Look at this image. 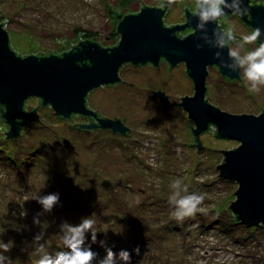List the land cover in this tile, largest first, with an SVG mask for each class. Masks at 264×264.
<instances>
[{"label": "rangeland", "instance_id": "rangeland-1", "mask_svg": "<svg viewBox=\"0 0 264 264\" xmlns=\"http://www.w3.org/2000/svg\"><path fill=\"white\" fill-rule=\"evenodd\" d=\"M132 1L139 7L142 1L160 5L164 0H0V23L22 55L48 49L61 53L91 34L107 47L120 40L113 33L119 16L135 8ZM176 11L181 15L182 9ZM238 16L230 13L221 21L228 33L246 37L254 30ZM260 44L237 36L231 48L242 59ZM169 66L167 61L157 66L128 63L120 70L121 82L90 93V107L108 118L120 117L130 128L127 134L83 130L51 106L40 107V120L10 141L5 139L6 122L0 121V128L5 126L0 132V242H14L4 253L5 264H38L34 237L40 233L39 243L53 256L67 251L60 225L77 224L86 216L95 221L97 232L96 242L90 234L86 241L98 254L93 264H101L107 248L116 253L115 264H264V229L233 220L229 205L239 184L221 178L217 167L225 157L220 149L240 143L211 129L199 136L203 146L189 144L195 135L178 103L181 96L194 95L195 84L185 62ZM240 73L241 79H232L209 67L207 99L229 113L259 115L264 84L258 85L259 92L250 91L243 68ZM159 89L169 95L166 110L153 96ZM37 104L38 98H30L28 112ZM177 179L182 183L173 189ZM177 191L203 195L194 216L176 219L170 197ZM49 193L60 196L50 213L36 201ZM121 250L131 259L121 260Z\"/></svg>", "mask_w": 264, "mask_h": 264}, {"label": "water", "instance_id": "water-1", "mask_svg": "<svg viewBox=\"0 0 264 264\" xmlns=\"http://www.w3.org/2000/svg\"><path fill=\"white\" fill-rule=\"evenodd\" d=\"M226 3L230 5L233 0H226ZM222 8L225 14L234 13L223 4ZM238 15L248 21L253 30H261L258 40L264 42V4L241 0ZM163 16V8L144 7L138 14H128L117 23L116 30L121 37L118 45L103 47L97 41L79 40L78 45H70L72 48L61 52L62 55L49 49L46 53H55L38 55L44 53L40 50L36 54H18L1 22L0 105L3 106L2 118L8 126L5 139L21 135L29 121L40 120L36 107L31 105L30 112L25 109L26 102L32 97L40 99L43 106H51L64 118L74 114L98 117L101 110L95 111L89 106V94L101 86L119 83L122 80L120 70L126 63L157 66L165 59L171 68L185 62L195 83V94L181 96L182 101L178 104L189 114L191 132L193 129L192 134L196 137L195 142L189 144L197 145L198 141V147L203 146L199 136L208 131L210 125L217 127L218 136L240 143L234 149H220L225 157L217 165L219 175L239 184L235 192L237 198L229 205L238 219L249 227L264 224V108L259 115L229 113L211 104L206 96L209 67L216 66L225 77L241 79L242 67L228 56L230 45L218 46L231 42L234 36L230 37L217 20L202 21L196 14H188V24L175 27L165 26ZM197 24L203 26L197 28ZM186 26L194 27V32L179 37L176 32ZM216 52L220 53L219 57H215ZM224 63L232 67H224ZM153 96L159 98L166 110L169 95L159 89ZM73 120L74 124L89 130L108 128L123 134L130 130L120 117L116 120L98 117L95 124H87L86 118L81 117ZM212 129L215 131L216 128Z\"/></svg>", "mask_w": 264, "mask_h": 264}, {"label": "clouds", "instance_id": "clouds-1", "mask_svg": "<svg viewBox=\"0 0 264 264\" xmlns=\"http://www.w3.org/2000/svg\"><path fill=\"white\" fill-rule=\"evenodd\" d=\"M173 0H169L172 3ZM224 5L228 9H231L234 13L241 12V0H233L232 4H227L226 0H201L199 6H197L196 15L200 17L202 21L208 19L217 20L219 17L225 15ZM204 5H207L205 8ZM202 24H197V28L202 27ZM215 31V30H214ZM232 37L233 33H228ZM261 36V30L255 29L250 35L243 37L246 43H252ZM228 42L218 44L219 47L223 48L229 46ZM197 47H200L197 45ZM215 57H219L220 53L216 52ZM229 58L238 62L243 68L244 78L247 82H250V91L259 92L260 88L258 85L264 84V42H262L257 48L249 51L242 59L238 54L229 48ZM224 67H232L231 64L224 63ZM181 180L177 179L173 181L171 187L173 189H179ZM183 192H187V188L183 187ZM203 195L196 193L182 195L179 191L175 192L170 197V203L175 205L174 216L177 220H183L186 217L194 216L198 210V206L203 202ZM36 201L42 206L44 212H52L53 208L60 202L59 193H49L36 198ZM33 223H39V213L33 217ZM61 232L63 233L62 239L67 251H57L53 256L46 250L45 244L39 243L43 238V233L37 234L34 240L38 242L36 251L40 254L38 264H93V261L97 257V253L92 250L90 245L86 244L88 240V234H90L91 241L94 243L97 239V232L95 231V221L89 216L82 217L80 222L77 224H70L64 221L60 225ZM14 242L8 243L0 242V264H5L8 257L4 253L10 252V245ZM103 243V242H101ZM137 253L139 249H134ZM119 258L124 261L131 259L128 251L121 250L119 252ZM116 253L111 248L106 249V257L101 264H115Z\"/></svg>", "mask_w": 264, "mask_h": 264}, {"label": "flooded vegetation", "instance_id": "flooded-vegetation-1", "mask_svg": "<svg viewBox=\"0 0 264 264\" xmlns=\"http://www.w3.org/2000/svg\"><path fill=\"white\" fill-rule=\"evenodd\" d=\"M132 2H134L136 5H135V8L130 12V13H128V14H138L139 12H141V10L144 8V7H158V8H163L164 9V16H163V20H164V24H165V26H168V27H175V26H184V25H186V24H188V21H189V19H188V14H190V13H192V14H196V11H197V6H199L200 5V3H201V0H191L190 1V3H191V6H190V3L187 5V4H184V3H182L181 2V0H173V2L172 3H169V0H164L160 5H154V4H145V3H140L141 5L138 7V4L137 3H139V2H136V1H132ZM221 7H222V5H221ZM178 8H180V9H182V11L180 12L181 13V15H178V14H176V10L178 9ZM128 14H126V15H128ZM234 14H236V13H234ZM126 15H124V16H126ZM229 16V14H225V15H223V16H221V17H219L218 19H217V22H218V24L219 25H221L222 26V28L223 29H225V24H224V22L223 21H221V20H225V18H227ZM239 18H241L242 19V17L239 15L238 16ZM123 19V18H122ZM121 19V20H122ZM168 19L169 20H171V22L169 23L168 22ZM121 20H119V22L118 23H120V21ZM244 20V19H243ZM244 22L246 23V24H248L249 26H250V24H249V22L248 21H246V20H244ZM119 25V24H118ZM118 25H117V28H118ZM251 27V26H250ZM185 30H192V32H194V27H192V26H186L184 29H180V30H178L177 32H176V34L179 36V37H181V38H184V37H186L185 35H183L182 34V32L183 31H185ZM191 32V33H192ZM224 32H225V30H224ZM226 33V32H225ZM189 35V34H188ZM234 36V39H232V41H231V43H233V42H235V40H236V37L237 36H235V35H233ZM230 47H231V45H230ZM164 61H166L165 59H163V60H161V62L160 63H162V62H164ZM159 63V64H160ZM126 64H128V63H126ZM125 64V65H126ZM130 64H132V63H130ZM170 64V63H169ZM134 65V64H133ZM149 65H153V64H146V66H149ZM134 66H145V65H134ZM122 81V80H121ZM120 81V82H121ZM114 85H116V84H114ZM114 85H104V86H101V87H99V88H96V89H100V88H103V87H111V86H114ZM96 89H94V90H96ZM93 90V91H94ZM92 91V92H93ZM195 94V93H194ZM90 95V94H89ZM89 98V97H88ZM183 98V97H182ZM89 104V103H88ZM90 106V105H89ZM93 109V108H92ZM26 111H28V110H26ZM96 111V110H95ZM77 115V114H76ZM189 115V114H188ZM81 117V118H86V120H87V124H95V123H98V117H102V116H104V115H102V113L101 112H99L98 111V117H86V116H82V115H77V117ZM104 117H106V116H104ZM74 118H76V116L74 117ZM30 124V122H28V124L27 125H29ZM83 124V123H82ZM26 125V126H27ZM25 127V126H24ZM194 128V127H193ZM96 129H98V128H96ZM93 130V129H92ZM192 132H193V129H192ZM207 132V131H206ZM206 132H204V133H206ZM194 134V133H193ZM196 138V137H195ZM197 145H198V141H197Z\"/></svg>", "mask_w": 264, "mask_h": 264}, {"label": "trees", "instance_id": "trees-1", "mask_svg": "<svg viewBox=\"0 0 264 264\" xmlns=\"http://www.w3.org/2000/svg\"><path fill=\"white\" fill-rule=\"evenodd\" d=\"M252 2L253 3H259V4H264V1H260V0H252ZM124 17V15H120L119 16V20H121L122 18ZM119 22V21H118ZM2 26H3V24H1ZM4 27V26H3ZM117 28V27H116ZM113 34H118V31L115 29V31H114V33ZM120 36V35H119ZM86 40H92V41H97V42H99L103 47H104V45L101 43V41H99V40H97L96 39V37H94L92 34L91 35H89L88 36V38L87 39H85V41ZM119 43V42H118ZM118 43L116 44V45H118ZM79 44V43H78ZM78 44H76V45H78ZM229 44L231 45V42H229ZM74 47V46H73ZM108 48H111V47H108ZM53 53H55V52H48V53H39L38 55H50V54H53ZM19 54V53H18ZM55 54H59V55H62V53H55ZM163 60V59H162ZM117 84V83H116ZM43 105H42V101L40 100V99H38V105L36 106V108L39 110V108L40 107H42ZM27 107H28V101L26 102V106H25V109L27 110ZM2 108H3V106L2 105H0V120L2 121L3 120V118H2ZM77 117V115H72V117H70V120H73L74 119V117ZM79 117V116H78ZM86 117H88V116H86ZM92 117V116H91ZM38 119V118H37ZM37 119H35V120H33V121H31V122H34V121H36ZM4 121V120H3ZM5 122V121H4ZM30 122V121H29ZM30 122V123H31ZM7 125V124H6ZM5 126H4V124H2V127L0 128V132H2V134H3V128H4ZM79 127H81V125L79 124ZM213 127H215L216 129H215V133L217 134V127L216 126H214V125H210V128H209V130L208 131H210ZM7 128H8V126H7ZM6 128V130H8ZM83 130H87L88 131V129H84L83 128ZM207 131V132H208ZM218 135V134H217ZM7 138V137H6ZM7 140V139H6ZM7 141H10V140H7ZM197 141V140H196ZM224 161V160H223ZM234 212V211H233ZM235 214V213H234ZM234 221H236L237 223H239V222H241L239 219H238V217H237V214H235V216H234V219H233ZM241 223H243V222H241ZM244 224V223H243ZM247 226V225H246ZM256 228H260V229H264V224H260V225H258Z\"/></svg>", "mask_w": 264, "mask_h": 264}, {"label": "bare ground", "instance_id": "bare-ground-1", "mask_svg": "<svg viewBox=\"0 0 264 264\" xmlns=\"http://www.w3.org/2000/svg\"><path fill=\"white\" fill-rule=\"evenodd\" d=\"M194 82V81H193ZM195 84V83H194Z\"/></svg>", "mask_w": 264, "mask_h": 264}]
</instances>
